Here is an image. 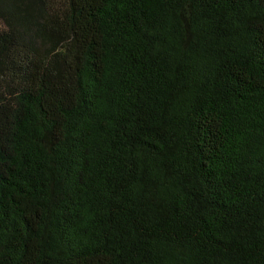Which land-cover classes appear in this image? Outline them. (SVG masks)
I'll list each match as a JSON object with an SVG mask.
<instances>
[{
  "label": "trees",
  "instance_id": "trees-1",
  "mask_svg": "<svg viewBox=\"0 0 264 264\" xmlns=\"http://www.w3.org/2000/svg\"><path fill=\"white\" fill-rule=\"evenodd\" d=\"M0 264H264V0H0Z\"/></svg>",
  "mask_w": 264,
  "mask_h": 264
}]
</instances>
